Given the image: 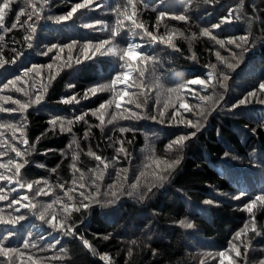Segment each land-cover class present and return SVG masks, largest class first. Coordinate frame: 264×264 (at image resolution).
<instances>
[{"label":"trees","instance_id":"trees-1","mask_svg":"<svg viewBox=\"0 0 264 264\" xmlns=\"http://www.w3.org/2000/svg\"><path fill=\"white\" fill-rule=\"evenodd\" d=\"M34 2L44 18L36 22L37 32L31 48L24 39L29 34L27 24H24L27 16H21L17 28L7 31L16 22L20 9L26 8L22 0L11 5L4 26L0 28V54L8 61L0 68V89L17 75L22 77L17 87L23 89L17 92L10 87L0 91V108L19 109L18 105L4 99L8 96L21 103H30L40 94L43 100L39 104H30L25 111H0V125L5 126L0 128L3 132L0 135V152L5 153L0 156V163L16 159L11 151L12 145L21 151L26 149L24 158L28 164L21 170L22 180L47 182L46 185H34V190L36 187L45 188L48 195L33 197V192L26 188L11 192V187L17 185L0 181V187L4 188V193L0 194L8 196L7 200L0 201L2 214L6 218L20 214L26 216L25 221L16 226V235L4 242L7 247L23 251L24 256L16 253H10L8 258L0 256V264H7L9 259L12 264H20L21 260L24 264H32L28 256L37 258L40 264H106L100 259L105 254L111 257V264H201V261L219 264L217 254L228 250L230 242L239 246L242 253L240 258H236L238 264H261L264 261V235L256 236L249 231L247 235L242 234L239 240L234 238L237 232H243L246 224L251 228L252 216L244 210V205L257 195L264 194V103H261L264 92L258 91L260 83L264 82V0H244L243 7H238L239 0H213L211 4H206L204 0H135L138 22L158 36L175 32L176 48L159 43L144 47V53L154 57V61L145 66V87L142 91L147 95L129 88L130 94L136 92L134 99L141 107L128 104L129 97H125L122 110H117L114 105L103 110V125L98 119L100 113L93 116L91 111L111 99L112 92H98L88 99L84 98V93L93 86L110 83L121 62L115 56L99 53L91 59H84L83 47L88 42L95 45L111 39V30L118 15L115 10L123 12L126 0H95L100 8L93 5L81 9L71 20L63 22L47 17L66 15L74 4L82 0H48L46 5L42 0ZM229 9L239 13L243 19L234 20L221 29H211L212 24L228 15ZM26 11L31 13L32 10L26 8ZM132 11V7L128 6V14ZM162 11L166 15L157 24V17ZM180 14L187 15L189 19L181 21L172 18ZM120 18L123 19L122 16ZM97 21L106 25L107 30H97L99 25L97 28L83 26ZM204 28H209L219 40L250 33L249 40L253 46L240 58L235 70L226 69L219 62L216 52L235 63L229 49L237 56H240V49L233 45L221 48L209 37L201 35ZM121 35L124 39L118 37L114 44L123 48L131 34L125 31ZM72 41L77 44L71 49L64 48L60 52L57 48L43 55L53 44L63 47ZM136 42L142 41L137 37ZM77 58L82 61L80 64L75 63ZM13 59L14 64L11 63ZM66 63L73 66L65 67ZM49 64L51 69L47 67ZM33 65L42 67L25 75L24 70ZM211 65H216L217 72L225 71L229 75L226 88L217 84L214 89L205 91L192 85L179 95L184 96L193 108L200 103L198 97L201 95L214 93L216 99L220 96L223 99L218 104H205L204 117L197 116L196 111L179 110L177 119L192 120L194 123L200 121L198 130L175 121L169 123L174 108L163 107L169 95L167 90L198 77L206 79ZM133 82L141 83L136 73H133L129 84ZM69 85H74V88H69ZM122 87L118 86L117 91ZM191 90H195L197 95L185 94ZM254 91L255 96L249 97V93ZM72 96L79 102L63 103ZM171 97L178 108L177 93H172ZM245 97H249V102L239 104ZM129 110L138 113L140 118H120L128 117ZM161 111L165 112L164 123H160ZM84 113H87L84 120L71 125L67 123ZM113 113L118 118L109 124L107 121L112 119ZM153 116L157 119L153 120ZM56 117L62 118L63 131L60 123L55 127L50 123ZM22 124L25 125L26 135L21 139L26 138L28 145L13 139V128L8 127H20ZM120 128L127 131L121 132ZM191 131L197 134L187 140L182 149H168L171 141ZM16 136L20 137V133L16 132ZM121 142L127 155L118 153ZM89 152L100 156L110 167L99 185L101 195L97 199L101 202L92 203L87 210L72 211L67 217L66 226L74 227L73 235L53 231L38 219V215H32L27 209L20 208L16 212L15 208L19 205L12 209L7 207L11 200L20 199L23 194L37 204V213L56 200L70 203L65 191L74 187L73 180L79 183L78 177L83 173L88 183L90 170L97 169L99 162L88 155ZM117 156L119 158L114 159ZM177 159L180 163L166 173L168 179L162 186L154 187L145 199L126 194L137 178L140 191H146L147 186L156 183L153 176V172L157 171L156 164L160 163L163 168L165 162L173 163ZM74 162L79 172H74ZM118 170H122L120 174L126 177L120 182L125 194L120 195L115 203H107L113 197L105 193L109 191L108 185L118 181ZM0 172L13 174L5 169H0ZM60 184L64 185V189L59 187ZM86 191L94 193L95 190ZM241 192L245 195L234 199ZM72 195L71 203H77L80 199L78 191ZM21 203L28 201L22 200ZM53 212L57 220L65 219L60 203L53 204L46 219H51ZM254 216L257 229L264 233V207L254 209ZM181 220L192 223L193 227H181ZM0 232L6 234L4 226H0ZM29 233L30 245L24 248L23 242ZM83 240L89 242L91 249L83 245ZM249 242L248 254L244 256V245ZM32 244L36 246L32 247ZM230 255L234 256V253L230 252ZM212 256L217 258L213 260Z\"/></svg>","mask_w":264,"mask_h":264},{"label":"snow or ice","instance_id":"snow-or-ice-1","mask_svg":"<svg viewBox=\"0 0 264 264\" xmlns=\"http://www.w3.org/2000/svg\"><path fill=\"white\" fill-rule=\"evenodd\" d=\"M18 0H0V28H3L5 23V17L7 16L8 12L11 10V5L13 3H17ZM23 4L26 6V8H31V13L26 11V8H21L19 13L16 16V22H14L11 25V29H7V31H11L12 29L17 28V24L20 21L21 16H27V20L24 21V24H27V31L29 32L28 35L25 36V41L28 42V47H32V41L33 38L37 32V25L36 22L40 21L44 17L41 16V9L37 8V4L34 2V0H22ZM206 4L213 3V0H204ZM43 4H47L48 0H42ZM95 6L96 8H100L101 5L95 3V0H82L81 3H76L71 7V10L67 12L66 15L59 16V17H47V19H55L57 22H63L71 20L79 10L91 8L92 6ZM244 0H239L238 7H243ZM128 6H131L133 11L131 14H128L127 8ZM147 7V5H145ZM136 4L135 0H126L125 10L123 12H120L118 9L117 11V20L115 27L111 30V39L109 40H103L99 43L93 45L91 42H88L83 47L84 52V59H91L94 57L97 53L104 55H112L118 58L119 63V70L116 71L115 76L111 79L110 83L106 84H99L96 86H93L89 88L84 93V98L88 99L89 96H95L98 92H104V91H110L112 92V98L105 101L104 103H101L99 105V108L92 110L91 114L93 116H97L98 113L100 115L98 116V119L101 122V125L104 124V116H103V110L106 107H110L112 105L115 106L117 110H122V102L125 101V97H129L127 100L128 104H135L137 108L141 107V104L138 102L137 99H134L136 97V92L129 93V88H135L137 90H140V94L146 96L147 93L143 92L142 89L145 87V84L143 83V78L145 77V66L149 63L154 61V57L150 55H146L143 51L144 47H151L156 44H164L168 47H171L173 49L176 48V45L174 43V38L177 35L175 32H169L166 34V36H158L153 34V32H150L147 30L145 25L141 22H138L137 19V12L135 11ZM165 12H160L159 16L157 17V24L160 23V21L163 20L165 17ZM123 17L121 19L120 17ZM33 17H35V21H33ZM176 20L181 21H187L189 17L185 14H180L177 16L172 17ZM243 19V17L239 13H235L233 9H229L228 15L223 16L220 18V21L218 23L212 24L211 29H221L225 25H231L234 20L238 21ZM31 21V23H30ZM250 23V21H249ZM97 25L100 27L97 30H107V26L101 24L100 21H97L95 24H85L83 25L85 28H97ZM23 26V25H21ZM127 31L131 35L127 38L126 46L121 48L119 45L114 44V41L120 37L121 39H124V37L121 35L123 32ZM180 36H183V33L179 34ZM201 35L209 37L211 40L215 41L218 45H220L221 48H224L225 45H233L236 49H240V56H237V53L232 52L231 49H229V52L232 56V58L235 60V63L229 62L224 57L220 55V52H216V56L221 64L225 66L226 69L229 70H235V68L240 63V58L250 51L253 44L249 40V34L242 35L239 37L230 38L228 40H219L216 36L212 34V31L209 28H204L201 30ZM139 37L140 41L142 42H136V38ZM2 39V37H0ZM77 44L76 41H72L70 45H64L63 47H60L57 44H53L51 48L47 50V52H44L43 55H48L49 52H51L53 49L59 48L60 52L64 51V48L71 49L73 46ZM105 46H108L107 48ZM178 50V49H177ZM17 55H20L19 53ZM195 59V57H192ZM71 60V57H69ZM82 61L77 58L75 60L76 64H80ZM8 63V61H5L2 58V54H0V68L4 67V65ZM11 63H15V59L11 61ZM65 67H72L73 65L71 63H66L64 65ZM38 65H33L31 68H27L24 70V74L27 75L28 73L36 72V69ZM49 69L52 68V65H47ZM211 70L207 73V78H195L187 81L186 83L179 84L176 88H170L167 90L168 92V99L164 102V109H168L169 107L174 108V111L171 113L172 119L169 121V123L175 121L176 123H180L185 125L186 127L193 128V129H199L200 127V121L197 120L195 123L192 120H186V119H177V113L180 109H183L184 112H193L196 111V115L199 117H204L206 109L204 107L207 103H216L218 104L220 100L223 99V96H220L219 99H216L214 93L211 95H201L199 96L200 103L193 108L189 105V103L184 99V96L179 95L183 90L189 89V86L195 85L199 86L200 89L207 91L208 89H214L216 85L218 84L221 88L227 87V81L229 80V75L225 71H219L217 72L216 65H211ZM133 73H136L137 77L141 80L140 84H136L133 82L131 85L129 84V81L132 79ZM39 75V73H37ZM52 79H55V76L51 77ZM22 80V77L17 75L14 77V79L8 80L6 83L2 85V91L3 89H9L10 87L14 89L17 92L23 91L22 88L17 87L18 82ZM118 86H123L119 91H117ZM69 88H74V85H69ZM258 91L264 92V82L260 83ZM172 93H177L176 100L179 103V107L176 108L175 103L172 102ZM186 95H192L196 96L197 92L195 90H191L185 93ZM255 96V91L249 93V97ZM249 97H245L244 99H241L239 101V104H246L249 102ZM5 100L12 101V103L19 106V109L16 108H0V111H6V112H16V111H25L30 107V104H39L43 100V96L40 94H37L36 98L34 100H31L30 103H21L20 100H13L11 96L5 97ZM78 103L79 101L76 99L75 96H72L68 99L63 100V103ZM261 103H264V101H261ZM233 107H238V105H233ZM130 112V115L128 117H120V118H135L139 119L140 116L138 113ZM87 113H84L80 116H76L74 120H68L67 123L71 125L74 122H79L84 120ZM160 116V123H164L163 117L165 116V112L161 111L159 113ZM117 115L113 113L112 119L108 120L107 123L111 124L113 121L117 119ZM153 120L157 119V117L153 116ZM50 123L55 127L57 123H60L61 131L64 130L63 127V120L60 117L53 118ZM5 126L0 125V128H4ZM8 127L13 128V139L19 140L20 143L23 145H28L29 141L26 138L21 139L22 137H25L26 133L24 132L25 125H21L20 127H17L15 125H10ZM70 131V129H68ZM121 132L127 131L125 128H120ZM16 132L20 133V137L16 136ZM196 131H191L188 134L180 135L175 140L171 141L168 144V149H177L180 150L184 146L185 142L189 140L190 138L194 137L196 135ZM0 135H3V132H0ZM87 135V133H86ZM11 151L15 153L16 159H8L7 163H0V169H5L8 172H12V175H5L3 172H0V181H6L8 185H17V187H11V192H18V190L21 189H28L29 191L33 192V197L40 196V195H48V191H45V188L36 187L34 190V185L39 186L41 183H44L46 185L47 182L42 181H35V182H24L22 180L21 176V170L25 168V166L28 164L27 159L24 157L27 155V150L21 151L19 148H17L15 145L11 146ZM118 153H124L125 149L122 146L118 149ZM5 153L0 152V156H3ZM88 155L93 156L95 160H97L99 163L97 165V169L90 170L91 176H90V182H85V176L83 173H80L78 180H73L74 187L66 190L65 195L68 197V200L70 203H63L62 201L56 200L53 201L52 204H47L43 206V210L37 213V204L32 203V200L27 194L21 195L20 199H14L11 200L7 207L9 209H12L15 205H19V208H15L16 212L20 211V208L27 209L32 215L37 216L38 219L48 226L52 228L53 231L61 234V235H73L74 234V227L71 225L66 226V220L67 217L71 214L72 211L79 212L81 209L87 210L92 203H100L101 201L97 199L101 195L99 185L104 180V175L107 172V169L110 167V165L105 162L100 156H96L94 153L89 152ZM119 156H117L114 159H118ZM76 158L74 157V160ZM180 160L177 159L173 163H167L165 162V166L161 168L160 163L156 164L157 171L153 172V176L155 177L156 183H152L149 186H147L146 191H140V182L139 178H137V181L135 183H132L129 186V190L126 192L128 196L138 195L140 200L145 199L151 192L154 187L162 186V183L168 179V175L166 173L169 172L170 169L174 167V165L179 164ZM72 168L74 172H79V169L76 168L75 162L72 165ZM14 169V172H13ZM120 171L117 172L118 181L108 185L109 191L105 193V195H110L113 197V199L108 200L107 203H115L116 199H119V196L122 194H125L123 191V188L121 186L122 181L126 180V177L120 174ZM143 175V174H141ZM78 183V188L75 187ZM59 187L61 189H64V185L60 184ZM86 189H94L93 192H88ZM78 191L79 194V201L77 203H71L73 199V193H76ZM0 193H4V188L0 187ZM245 195L244 192H241L238 196L234 197V199H240ZM8 196L5 194H0V201L7 200ZM28 201V203H21V201ZM60 203L62 211L65 213V219L64 220H57L56 214L53 212L51 219H46V217L49 215V209L53 208V204ZM206 203L212 204L213 201H206ZM258 206L264 207V194L257 195L254 199H251L249 203L244 205V210L249 213L252 216V224L251 228L249 229L248 224L244 226L243 232H237L234 239L239 240L243 235H247L249 231L254 233L256 236L264 235V233H261L255 224V216H254V209H256ZM3 209H0V226H4L5 233L0 232V256L8 258L10 253H16L18 256L23 257L24 252L21 251L18 248L13 247H7L5 246V241H9L11 238H13L15 233V228L17 225L21 224V222L25 221L26 216L23 214L10 216L9 218H6L3 214ZM179 224L181 227H184L186 229H191L193 227V224L190 222H186L184 220L179 221ZM51 235V233L49 234ZM43 239V237H40ZM107 239V237H105ZM31 240V233H29L28 238L24 239L23 247L28 248L30 245ZM59 243V241H57ZM83 245L86 248L91 249V245L87 240L82 241ZM133 244H135V241H132ZM32 247H35V244L31 245ZM250 247V242L248 244L244 245V253L243 255L246 256L248 254V250ZM63 251V250H62ZM231 253H234L233 255H230ZM132 252L129 250V256H131ZM219 264H238V261L236 258H240L242 256V253L240 251L239 246H237L234 243L230 242L229 249L219 252ZM235 257V258H234ZM217 257L212 256L211 259L215 260ZM28 259L32 261V264H40V261L37 258H34L33 256H28ZM57 259H59L57 257ZM101 260L105 261L106 264H111V257H109L107 254L102 255L100 257ZM7 264H12V261L9 259L7 261ZM20 264H24L23 260L20 261ZM201 264H205L204 261H201ZM261 264H264V261H261Z\"/></svg>","mask_w":264,"mask_h":264}]
</instances>
